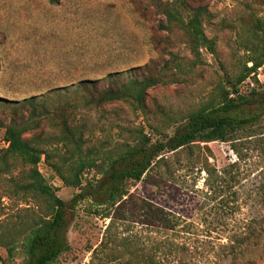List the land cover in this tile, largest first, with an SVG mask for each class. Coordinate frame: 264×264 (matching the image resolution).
Segmentation results:
<instances>
[{"label": "rangeland", "instance_id": "1", "mask_svg": "<svg viewBox=\"0 0 264 264\" xmlns=\"http://www.w3.org/2000/svg\"><path fill=\"white\" fill-rule=\"evenodd\" d=\"M160 1V0H159ZM163 2L171 0H161ZM206 4L210 18L206 33L216 39L217 53L201 49V61L188 68L195 59L183 31L167 25L165 15L155 0H0V88L8 101H21L35 94H44L51 113L36 117L41 122L26 137H44L42 146L63 151L60 121L67 117L73 128L82 129L87 139L83 151L93 159L121 142H132L133 130H144L157 138L152 126L163 134H171L176 119L201 107L220 86L234 79L252 65L250 52L242 40L253 36L252 24L264 23V0H190ZM177 57L184 66L178 82L157 85L147 91L145 107L136 109L127 101L97 104L87 102L86 93L77 88L81 80H96L99 87L109 85L108 75L120 73V79L133 77L129 70L148 62L160 69L166 62L173 65ZM181 73V74H180ZM254 74L256 76H254ZM264 86V63L242 84L250 92ZM68 86V89L61 87ZM229 86V85H228ZM60 88V89H58ZM58 89V90H53ZM63 105V110L56 107ZM31 107H0V151L7 146L5 125L30 119ZM172 124V125H171ZM171 125V126H169ZM264 130V116L261 120ZM162 127V128H161ZM186 150L165 154L168 166L161 165L147 172L142 180L129 181V192L163 207L175 223L173 229L148 226L137 219L116 221L112 233L136 235L146 246L168 240L185 247L187 264H264V170L257 158L239 161L231 170L237 182L222 186V171L238 158L230 142H198ZM203 147H210L212 154ZM238 147H253L243 144ZM199 154H198V152ZM210 169L211 174L205 168ZM26 167L16 163L14 174ZM39 169L57 188V194L71 202L79 189L67 187L43 159ZM213 170L216 173H213ZM93 185L102 178L97 167L86 173ZM8 175H0V217L15 216L19 211L32 214L34 199L21 202L8 197ZM30 208L31 212L24 211ZM91 198L80 201L70 210L71 226L68 241L71 250L59 256L55 264H85L92 250L102 241L110 218L98 214ZM141 218V217H140ZM253 233L250 249L233 263L230 245L235 238ZM259 237V238H258ZM259 240V244H256ZM18 264L26 254L18 250L8 259Z\"/></svg>", "mask_w": 264, "mask_h": 264}, {"label": "trees", "instance_id": "2", "mask_svg": "<svg viewBox=\"0 0 264 264\" xmlns=\"http://www.w3.org/2000/svg\"><path fill=\"white\" fill-rule=\"evenodd\" d=\"M49 1L56 3L59 0ZM155 1H158L157 6L167 20V25L163 24L162 27H178L186 36L195 56L188 68L193 69L201 61L202 48L217 53L216 39L206 33L210 18L206 4H193L190 0ZM252 28V38L242 40L252 54L248 59L252 65L247 67L245 64L242 73L234 79L229 77L226 81L229 86L222 83L219 94H214L201 107L172 121L174 129L171 134H163L162 129L156 125L151 130L157 134V138L142 129L133 130L135 136L132 142H121L106 150L103 155L99 154L100 164L97 163L98 159L84 154L83 147L87 139L82 129L73 128L69 124L67 117H62L60 121L59 139L66 146L61 147L63 151L56 152L42 146V140H47L42 136L26 137L25 134L41 122L36 117L51 113L47 104L51 100L47 96L32 94L14 102L0 96L2 108H12L17 104L31 107L28 121L20 124L13 120L5 125L4 140L7 146L0 151V175H8L6 195L17 197L22 203L28 202L29 198L37 202V208L31 210L32 214L22 216L21 209L15 216L0 217V248L7 251V258L12 260L17 251L22 250L26 258L18 264L57 263L61 254L71 250L67 236L72 221L70 210L75 209L80 201L91 198L97 208L96 212L110 218V223L99 245L90 248L89 251L93 253L90 261L85 264H187L184 258L185 247L165 239L145 246L136 235L112 233V228L118 220L137 218L152 227H175L168 211L152 201L136 198L127 187L129 181L142 180L147 172L156 167L162 164L168 166L166 153L186 150L190 156H194L195 149L200 148L201 151L202 147L189 146L198 142H230V148L238 159L222 171L226 174L222 186L231 187L237 182L236 175L229 168L238 165L239 161L256 157L257 163L264 170V130L260 129L264 116V86L257 87V79L254 77L250 92L245 93L241 89L242 84L252 79V74L264 63V23L256 20ZM171 62L173 65L166 62L160 69L153 67L151 62L134 67L129 70V73L133 72V77L127 81L120 79L119 72L111 73L108 75L109 85L104 87H99L96 80H81L77 83V89L86 93L87 102L102 104L127 101L136 109L143 110L150 88L178 82L179 71L184 66L177 57ZM61 88L68 89V86ZM0 93L7 96L1 88ZM60 108L63 110L65 107L59 105L56 110ZM243 144L253 147H238ZM203 148L213 155L210 147ZM43 159L65 186L79 189L71 202L62 199L57 194V188L40 171L39 164ZM17 162L26 168L14 174ZM92 167H97L102 174L97 185H93L85 176ZM206 170L211 174L210 169ZM213 173L216 171L213 170ZM24 211L26 214L31 212L30 208ZM253 235L251 232L235 238L237 244L230 245L233 263L239 256L244 257L250 249ZM259 243L258 240L256 244ZM248 261L254 264L252 260ZM0 264L12 263H8L0 254Z\"/></svg>", "mask_w": 264, "mask_h": 264}, {"label": "built area", "instance_id": "3", "mask_svg": "<svg viewBox=\"0 0 264 264\" xmlns=\"http://www.w3.org/2000/svg\"><path fill=\"white\" fill-rule=\"evenodd\" d=\"M85 176H87V175L85 174Z\"/></svg>", "mask_w": 264, "mask_h": 264}]
</instances>
